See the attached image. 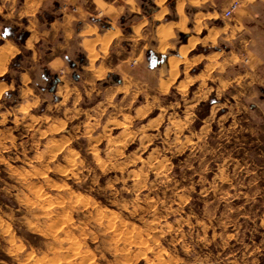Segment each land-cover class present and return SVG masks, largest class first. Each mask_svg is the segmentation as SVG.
Here are the masks:
<instances>
[{
  "label": "rangeland",
  "instance_id": "1",
  "mask_svg": "<svg viewBox=\"0 0 264 264\" xmlns=\"http://www.w3.org/2000/svg\"><path fill=\"white\" fill-rule=\"evenodd\" d=\"M55 2L0 0V264H264V77L229 55V28L160 72L149 18L138 60L128 41L104 59L129 53L122 86L73 80L25 45Z\"/></svg>",
  "mask_w": 264,
  "mask_h": 264
},
{
  "label": "crops",
  "instance_id": "2",
  "mask_svg": "<svg viewBox=\"0 0 264 264\" xmlns=\"http://www.w3.org/2000/svg\"><path fill=\"white\" fill-rule=\"evenodd\" d=\"M55 1L59 16L53 17L48 23L42 22L39 27L41 29L34 24L32 29L28 27L29 35L25 45L30 46L31 43L40 41L47 43L49 47L46 49L50 56L46 60L48 69L58 73L66 67L70 68L73 80H78L77 73L80 72L87 73L90 79H95L99 72H104L114 86H122V78L113 73L119 69L128 74L130 70L127 67L132 59L129 53L113 67L107 65L104 59L110 50L128 41L127 45L132 47V52L137 49L133 58L138 60L144 53V46L140 43V37L136 36L141 33L149 18L157 23L158 42L157 52L148 51L151 69L157 66L160 72L165 69L166 72L175 73V67H171L173 61H184L186 53L192 51L200 41L213 43L226 33L228 27L227 33L233 37V44L239 46L237 50L233 48L229 55L239 61L240 65L242 57H245V67L250 74H255L258 78L264 77V0H151L154 8L148 13L142 8L144 1ZM233 1H238L239 6L233 16L227 19L223 12ZM88 2L92 11L85 7ZM185 5L190 12L189 17L183 13ZM175 33L185 36L184 43L176 45L172 41ZM161 49L175 51L176 56L168 55L166 50L164 53ZM33 55L35 52L32 57ZM206 65L207 63L204 64ZM62 78L64 77L59 75L56 77L51 93L63 86ZM157 80L159 83L162 79ZM65 87L64 85L63 88Z\"/></svg>",
  "mask_w": 264,
  "mask_h": 264
},
{
  "label": "built area",
  "instance_id": "3",
  "mask_svg": "<svg viewBox=\"0 0 264 264\" xmlns=\"http://www.w3.org/2000/svg\"><path fill=\"white\" fill-rule=\"evenodd\" d=\"M239 2L233 1L229 7L223 12V16L227 19L231 18L233 16L234 11L238 8Z\"/></svg>",
  "mask_w": 264,
  "mask_h": 264
},
{
  "label": "bare ground",
  "instance_id": "4",
  "mask_svg": "<svg viewBox=\"0 0 264 264\" xmlns=\"http://www.w3.org/2000/svg\"><path fill=\"white\" fill-rule=\"evenodd\" d=\"M6 58V55H4V54H0V69H1V67L3 66L2 65V62L4 61L3 59H5ZM1 72V71H0ZM1 74V73H0ZM188 116V115H187ZM223 175V174H222Z\"/></svg>",
  "mask_w": 264,
  "mask_h": 264
}]
</instances>
